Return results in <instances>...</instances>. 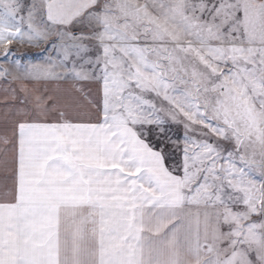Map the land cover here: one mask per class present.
<instances>
[{
  "label": "snow or ice",
  "instance_id": "snow-or-ice-1",
  "mask_svg": "<svg viewBox=\"0 0 264 264\" xmlns=\"http://www.w3.org/2000/svg\"><path fill=\"white\" fill-rule=\"evenodd\" d=\"M0 264H264V0H0Z\"/></svg>",
  "mask_w": 264,
  "mask_h": 264
},
{
  "label": "crops",
  "instance_id": "crops-1",
  "mask_svg": "<svg viewBox=\"0 0 264 264\" xmlns=\"http://www.w3.org/2000/svg\"><path fill=\"white\" fill-rule=\"evenodd\" d=\"M25 46L29 47L28 45H19V46H17V52L18 53H25V52H38L39 51V49H35V48H31V47H29L28 50L24 51L23 47H25Z\"/></svg>",
  "mask_w": 264,
  "mask_h": 264
},
{
  "label": "rangeland",
  "instance_id": "rangeland-1",
  "mask_svg": "<svg viewBox=\"0 0 264 264\" xmlns=\"http://www.w3.org/2000/svg\"><path fill=\"white\" fill-rule=\"evenodd\" d=\"M23 48H24V51H26V50H28V49H29V47H26V46H25V47H23Z\"/></svg>",
  "mask_w": 264,
  "mask_h": 264
}]
</instances>
